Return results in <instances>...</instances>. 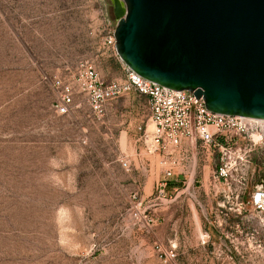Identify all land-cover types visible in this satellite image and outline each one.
Segmentation results:
<instances>
[{
  "label": "rangeland",
  "instance_id": "rangeland-1",
  "mask_svg": "<svg viewBox=\"0 0 264 264\" xmlns=\"http://www.w3.org/2000/svg\"><path fill=\"white\" fill-rule=\"evenodd\" d=\"M115 25L113 0H0V264H264V213L220 206L216 152L189 148L176 174L182 193L153 205L162 167L145 146L144 95L130 91L94 113L75 92L71 111H57L80 63L106 80L123 76L102 48ZM252 159L254 186L264 144ZM137 210L158 224L144 227ZM172 245L174 260L157 250Z\"/></svg>",
  "mask_w": 264,
  "mask_h": 264
},
{
  "label": "water",
  "instance_id": "water-1",
  "mask_svg": "<svg viewBox=\"0 0 264 264\" xmlns=\"http://www.w3.org/2000/svg\"><path fill=\"white\" fill-rule=\"evenodd\" d=\"M122 2L116 51L132 70L213 112L264 119V0Z\"/></svg>",
  "mask_w": 264,
  "mask_h": 264
},
{
  "label": "built area",
  "instance_id": "built-area-1",
  "mask_svg": "<svg viewBox=\"0 0 264 264\" xmlns=\"http://www.w3.org/2000/svg\"><path fill=\"white\" fill-rule=\"evenodd\" d=\"M116 25L102 37V48L118 57L123 76L106 80L91 61L80 63L76 88L63 84L59 101L55 105L60 114H68L75 105V92L85 96L91 111L102 113L105 105L130 91L144 95L150 109L149 121L152 131L145 129L144 142L150 153L159 156L162 177L158 181L153 199L155 207H165L176 201L186 181L177 177V171L185 168L188 149L199 145L203 153L214 151L217 161L213 170L214 185H224L220 206L225 212L233 209L242 213L246 206L264 213V180L251 185L249 176L253 167L252 155L257 145L264 144V119L213 112L205 107L204 99L189 90H177L148 80L132 70L116 51ZM258 135L256 139L255 136ZM124 167L130 165L126 157L121 159ZM249 198L245 199V195ZM135 216L144 227L158 224L159 216H150L137 210ZM264 223V218L261 219ZM204 236L210 238L207 232ZM205 241V239H203ZM166 259L176 258L175 246L157 247Z\"/></svg>",
  "mask_w": 264,
  "mask_h": 264
},
{
  "label": "bare ground",
  "instance_id": "bare-ground-1",
  "mask_svg": "<svg viewBox=\"0 0 264 264\" xmlns=\"http://www.w3.org/2000/svg\"><path fill=\"white\" fill-rule=\"evenodd\" d=\"M113 4L115 6L117 13L121 14L123 11V4H124L122 0H113Z\"/></svg>",
  "mask_w": 264,
  "mask_h": 264
}]
</instances>
